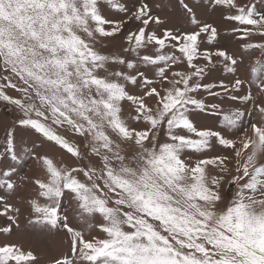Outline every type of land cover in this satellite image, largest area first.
Wrapping results in <instances>:
<instances>
[{"label": "snow or ice", "instance_id": "1", "mask_svg": "<svg viewBox=\"0 0 264 264\" xmlns=\"http://www.w3.org/2000/svg\"><path fill=\"white\" fill-rule=\"evenodd\" d=\"M171 2L0 0V233L30 186L49 264H264V0Z\"/></svg>", "mask_w": 264, "mask_h": 264}, {"label": "rangeland", "instance_id": "2", "mask_svg": "<svg viewBox=\"0 0 264 264\" xmlns=\"http://www.w3.org/2000/svg\"><path fill=\"white\" fill-rule=\"evenodd\" d=\"M193 3H199L201 0H192ZM151 3L154 6L156 14L160 15H171L174 20H179V22L183 26H190L187 21L180 20V13L177 9L173 7V3L171 0H151ZM131 6V0H130ZM198 14L201 18L206 19L210 22H214L216 24H221V18L218 14L214 13L211 8H208L207 11L203 9L198 10ZM224 45L232 50L237 48V41L235 39H225L223 41ZM221 78H223L226 74H220ZM14 119V113L7 111L2 104H0V126L10 123ZM27 143V138H26ZM30 147V145H29ZM48 150V149H46ZM15 163V162H12ZM2 166V165H0ZM34 163L25 157V162L21 165H17V182L19 183V176L22 175H32L34 172ZM31 195L30 186L28 188L21 187L19 194L10 199V202L15 206L21 208L20 214V222L22 225V229L20 231H14L11 234H3L0 233V245L4 243H22L24 244L25 249L31 248L34 252L41 256V264H49L51 257L56 256L59 257L62 254H67L68 245L65 241L61 243L60 238H49L43 235H40L38 232H34L30 227L25 228L27 219L29 218V207L26 203V198ZM10 223L8 217L6 215H0V227L7 226ZM42 247H47L49 250L47 254L40 252Z\"/></svg>", "mask_w": 264, "mask_h": 264}]
</instances>
